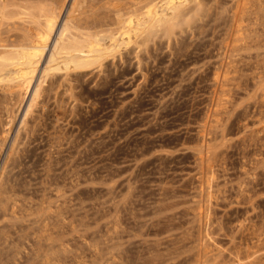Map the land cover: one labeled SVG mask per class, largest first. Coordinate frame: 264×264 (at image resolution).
Instances as JSON below:
<instances>
[{"label": "rangeland", "instance_id": "1", "mask_svg": "<svg viewBox=\"0 0 264 264\" xmlns=\"http://www.w3.org/2000/svg\"><path fill=\"white\" fill-rule=\"evenodd\" d=\"M0 1L10 12L0 41L29 33L31 17L16 13L29 0ZM251 1L186 0L182 18L202 12L191 27L139 37L101 66L56 71L30 107L33 89L21 101L18 87H0V264H201L218 246L229 262L256 246L250 258L263 264L264 4ZM92 3L107 31L116 5Z\"/></svg>", "mask_w": 264, "mask_h": 264}, {"label": "bare ground", "instance_id": "2", "mask_svg": "<svg viewBox=\"0 0 264 264\" xmlns=\"http://www.w3.org/2000/svg\"><path fill=\"white\" fill-rule=\"evenodd\" d=\"M43 1L41 0V1L37 2V0L36 1L32 0V2H34L33 4H30V3H32L31 0H29L30 3L28 1H26L24 4L22 3L24 10L19 9L22 12H20V11L16 12V13H20L21 16L27 17V19H29L28 17H31L30 19H32V20L29 19L30 20L29 25L31 24V21H33L35 25H33V27L29 28L30 29L29 33L25 34L24 36H22L23 33L20 34L22 37L19 34H18L19 36L13 35L14 37L18 36V38L16 37V39H14V37H13V39L10 37H8V39L5 38L6 41L10 40L8 42H1L0 41V87L1 86H2V88L6 87V86L11 87V88L12 87L13 88L18 87L17 90L19 89L21 101L25 98V95L28 93V91L30 89L31 90L33 89V92L31 95V100L29 103V107L31 105H33L32 103L39 97V95L41 93V89H42V83L47 79V77L49 75L55 73L56 71H59V70L69 71L71 69L77 70V69L92 67L94 65L101 66L103 64L104 59H106L109 55H114L115 52L121 53V50L124 46H127L128 44H130L131 42H133L135 39H137L139 37H142V40H144L143 42H147L146 40L150 39V36H152V34H154V33L157 34L160 31L164 32L166 36L171 37L172 35L175 34L177 27H179V28L181 27L180 30H182L184 28V26H186V25L190 26L191 21L193 22V20H194V16H195L194 14H197V16H198L201 12L200 8L199 9L197 8V10H195V11H198V13H193V15L191 13V15H189V16H187L186 15L187 13H185L186 16L184 18H182L181 16L184 13L182 11V6L185 4L186 0H158V1L152 0V1L145 2V3L142 0H140V1H142L141 2L142 6L139 5L141 7H137L138 4H136L137 6H135L136 8H134V9H133V7H132V9L129 7L131 5V3H129V1H130L129 0L128 3L130 5L127 6L126 5L127 2H125L124 3L125 6H122V7L127 6L128 9L129 8L131 9V10L127 11V8H125L127 12L124 11L123 9H122L123 11H120L122 7L120 6V4L118 6L116 5V3L118 1L113 0V3H114L113 4L112 0H106V1L104 0L105 5L107 4L106 6L108 8H109V5H111V6L116 5L115 11H117L116 18L114 17L115 14L113 15V13H112L113 16H109V17H111V18L113 17L115 19L109 18L110 22H111V27H109V29L106 31L105 29L102 28L106 23L102 22L101 17L99 18V15L94 12V10H95L94 5L95 4L92 3V0H73L71 5L67 9V12L65 14V18H64V20H62L63 23H61V25H60L59 19L61 18L60 16L62 15V13L64 11L66 0H58V2H56L55 0H52V3H54V4L49 3L51 0L50 1L48 0L49 1L48 3L45 2L47 0H43ZM53 1H55L56 4ZM115 1H116V3H115ZM247 1H248L247 2V4H248V3H250L251 0H247ZM2 2L0 1V3H1L0 5H3L0 8V23L2 22V20L5 17H6V21H8L7 17H9L8 14H10V12H8V14H7V8H5L6 7L5 5L8 3L5 4L4 2L3 3ZM35 2H37V3H35ZM40 2H43L44 4L42 5V3H40ZM130 2H132V0ZM134 2L135 1H133V4L136 3V2L135 3ZM252 2L254 3L253 0L251 1V4H252ZM257 2L260 5L255 4V6H250V5L248 6L246 4L248 7H251V8H248L249 10H247V11H250V9L252 10V7L257 8L258 5H259L258 6L259 9H261L264 6L263 5L264 0L262 2L263 6L260 3L261 0H258ZM26 3H29V5L31 7H33L32 5L37 4L38 8H35V9H37L38 12L34 13L35 12V9H34L35 6L33 7V9L31 8L34 12L32 10L30 11V7ZM138 3H139V1H138ZM143 3H144V5H143ZM10 4H12V2ZM15 4L16 3H14V5ZM25 4H26V8H28L26 10H25V6H24ZM45 4H47L48 7H47V5L45 6ZM121 5H122V3H121ZM15 6L18 8V3ZM97 6L98 5H96V8H97ZM244 6H245V4H244ZM241 7H243V5ZM8 8L11 9L10 6ZM212 8L213 7H211V9ZM99 9H100V11L98 9H96V11L98 10L97 12H100V14H101L102 8L99 7ZM213 9H212V12L217 11V10H213ZM209 10H206V11H208V14L207 13L204 14V12H206L204 10L203 16L205 17L207 15L206 17L208 18V16L211 15L209 17L214 19V17L212 16L213 14ZM239 10H240V8H239ZM239 10H237V11H239ZM14 11L15 10H13V12ZM91 11H93L94 13L92 12V14H89L88 12H91ZM107 11H113V10L111 8V10L107 9ZM242 11H244V8L242 9ZM262 11H263V9L260 12H262ZM244 12H246V11H244ZM254 12H255V9H254ZM104 13H106V12L103 11L102 16H106V14L103 15ZM109 13L111 15V12H108L107 17L109 15ZM239 13H240V11H239ZM248 13L250 14V12H247V15H248ZM255 13L259 14V11L255 12ZM235 14H237V12H235ZM242 14L244 15L245 13H242ZM262 14H264V13L262 12ZM262 14H259L261 20H262V18L264 19V15H263V17H261ZM12 15H13V13H12ZM259 15H257V16H259ZM203 16H201V17L203 18ZM216 16H217V13H216ZM216 16H215V18H217ZM257 16H255V17H257ZM25 17H23L25 19V21H28V20H26ZM236 17H234L235 20H236ZM248 17H249V15H248ZM14 18H15V16H14ZM197 18L199 19V16ZM210 18H209V20H210ZM10 19H12V18H10ZM253 19H254V17H253ZM112 20L113 21L115 20V21L113 22ZM261 20H258L257 22H261ZM262 21H264V20H262ZM4 22H5V20H4ZM112 22L114 23V26H112ZM257 22H254V23L256 24ZM206 23H207V21H206ZM201 24H203V23H201ZM259 24H260V27L264 25V23H262L263 25H261V23H259ZM106 25L110 26V23L107 22ZM106 25H105V27H106ZM249 26L253 27L254 24L252 26L251 25H249ZM248 27H245L243 30H245L246 28L248 29ZM239 28L241 30V28H243V27H239ZM24 29L26 30L25 27H24ZM243 30H242V33H244V34L241 35L242 37L240 36L239 38L244 37L245 32H243ZM254 30L256 33L257 32L259 33V31H256V29H254ZM260 31H263V29ZM27 32H28V30H27ZM253 33H252V37L254 36ZM258 33L257 34L254 33V34L255 35L263 34L261 36H264V32L259 33V34ZM247 34H249V33L247 32ZM246 36L247 35H245V37ZM0 37H1V32H0ZM249 37H250V39H252V41H254V38H251V35H248V39H249ZM245 41H246V39H245ZM241 42H242V40H241ZM241 42L239 44H241ZM247 44H248V42L246 41L245 45H247ZM238 45L237 46L235 45V47H239ZM253 45L251 44L252 47H253ZM241 48H243V46H241ZM247 48L251 49L250 46L249 47L247 46ZM232 49L233 48L231 47V50ZM229 50H230V48H229ZM235 50H236V48H234V51ZM228 53H229V51H228ZM43 57L45 59L47 58V60L45 61V66H43V69L39 75L38 82L34 86L33 81H34L35 77L38 76V74H37L38 68H39L40 62L42 61ZM21 101H20V103H21ZM6 160L9 161L12 159H10V157H8V159H6ZM7 162H6V164H7ZM8 163H10V162H8ZM6 164H5V166H3V168H5V169H7V167H8ZM3 168H2V170H5ZM3 173H5V172H3ZM6 173H7V171H6ZM5 174H4V177L6 176ZM2 177L3 176H0V178H2ZM0 182H3V181L0 180ZM6 182H8V181H6ZM5 183H4V186H6ZM2 185L3 184H1L0 186L3 187ZM6 188L3 187V188H1L2 190L0 189L1 190V192H0V204L2 203L1 201L6 199L5 195L2 194L4 197L1 196V193H3L4 189H6ZM5 192H4V194H5ZM0 206H3V205L1 204ZM3 208H6V207L3 206ZM6 210L4 212H6ZM0 212H2V211H0ZM240 224H242V223H240ZM44 227H46V226H44ZM45 230L49 231L47 228ZM45 230H43V231H45ZM49 232H51V231H49ZM254 233L255 232H253V234ZM50 234L51 233H49V235ZM244 236L247 237L246 235H244ZM252 236H254V235H252ZM247 238H249V237H247ZM247 238H245V239H247ZM250 238H251V236H250ZM254 239H256V238H254ZM254 239L252 237V242ZM257 239H258V241H256V242H258V244H259V241H260V244H262L261 242H263V241H261V238L259 239V237H258ZM234 245H236V244H234ZM262 245H260V248L263 249ZM49 248H51V246ZM215 248H217V247H215ZM236 248H237V246H235V250H236ZM252 248H253V245H252ZM256 248L257 247L255 246V248L252 249V251L254 250L256 252V250H255ZM219 249L220 248L218 246V248L216 249L218 251L214 252V254L216 253L215 255L213 254V256H212V253H211L212 258L210 257V254H206V253H208V251L206 253L204 251V253L206 255H209V257H210L209 259L207 257H205V255H204V257H202L204 253H202V255L200 254V256H201L200 258H204V260L201 262V264L203 262H204V264H257V263H255V261L257 258H260V255H259V257H257L255 255L257 257L255 259L251 255H249V252L251 251L250 250L248 252L246 251L248 255L245 257L232 258L234 260H232L231 257H229V260L230 259L232 260V261L230 260V262L228 261L227 257L223 256V258L225 260L227 259L226 261H228V262H224L225 260L222 258H221L222 260H220L219 254H217L219 252V253H221V257L223 255V253H222L223 250H222V252H220ZM232 249H234V248H232ZM239 249H238V251H239ZM262 249H260V250H262ZM51 250H52V248H51ZM235 250H233L234 251L233 254H236ZM242 250H243V248H242ZM245 250H243V252ZM53 251H52V253H54ZM252 251L250 253H252ZM258 251L259 250H257V254L260 253ZM96 252L98 253V250ZM236 252H237V250H236ZM255 252H253V255L255 254ZM262 252H264V250H262ZM194 253L195 254L197 253V249H196V252L194 251ZM198 253H199V251H198ZM239 253H240V251H239ZM239 253L237 255H239ZM51 254H50V257L53 256V254L52 255ZM99 254L101 255V253H99ZM99 254H97V255H99ZM48 255L49 254H47L46 256H48ZM54 255H55V258L53 256L51 259H54V260L58 259V258H56V254H54ZM102 255H103V259H104L105 255L104 254H102ZM250 256L255 261H253L252 258H250ZM50 257L48 258V260L50 259ZM184 257H186V256H184ZM184 257H182V258H184ZM197 257H198V255H197ZM99 258H100V256H99ZM178 258H180V257H178ZM46 259H47V257H45V260ZM60 259H62V258L59 257V260ZM106 259H107L106 260V262H107L108 257H106ZM194 259L197 260L196 258H194ZM262 259H261V262H263V264H264V260H262ZM63 260L65 261V258L60 260V261L64 262ZM46 261H45V264H50L52 262V260L48 261V263ZM93 261H95V258H93ZM53 262L55 263L56 261H53ZM101 262L102 261L97 263V261H96L97 264H100ZM189 262L191 263L192 260ZM261 262H259V263H261ZM41 263H44V262H41ZM67 263L68 262H66L65 264H67ZM78 263H80V261H78ZM88 263H90V262H88ZM91 263H92V261H91ZM94 263H92V264H94ZM103 264H106V263H103ZM107 264H108V262H107ZM174 264H176V262H174ZM182 264H183V262H182ZM196 264H198V263H196Z\"/></svg>", "mask_w": 264, "mask_h": 264}]
</instances>
